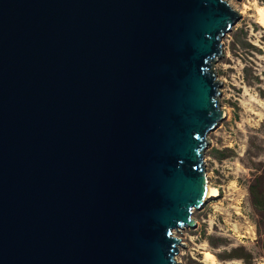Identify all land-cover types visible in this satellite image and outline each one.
Returning a JSON list of instances; mask_svg holds the SVG:
<instances>
[{
  "label": "water",
  "instance_id": "water-1",
  "mask_svg": "<svg viewBox=\"0 0 264 264\" xmlns=\"http://www.w3.org/2000/svg\"><path fill=\"white\" fill-rule=\"evenodd\" d=\"M242 18L230 0H0V264H181Z\"/></svg>",
  "mask_w": 264,
  "mask_h": 264
},
{
  "label": "rangeland",
  "instance_id": "rangeland-1",
  "mask_svg": "<svg viewBox=\"0 0 264 264\" xmlns=\"http://www.w3.org/2000/svg\"><path fill=\"white\" fill-rule=\"evenodd\" d=\"M230 4L243 18L223 40L218 76L225 81L226 115L208 136L206 160L210 185L220 196L195 211L196 229L175 231L187 247L180 246L181 264H264V213L251 193L264 175V28L256 13L264 0Z\"/></svg>",
  "mask_w": 264,
  "mask_h": 264
},
{
  "label": "trees",
  "instance_id": "trees-1",
  "mask_svg": "<svg viewBox=\"0 0 264 264\" xmlns=\"http://www.w3.org/2000/svg\"><path fill=\"white\" fill-rule=\"evenodd\" d=\"M251 193L253 195L254 206L257 211L264 213V175L260 176L256 180V184L251 186ZM243 249V248H242ZM241 249L233 250L234 253H237ZM238 258H244L238 256Z\"/></svg>",
  "mask_w": 264,
  "mask_h": 264
},
{
  "label": "bare ground",
  "instance_id": "bare-ground-1",
  "mask_svg": "<svg viewBox=\"0 0 264 264\" xmlns=\"http://www.w3.org/2000/svg\"><path fill=\"white\" fill-rule=\"evenodd\" d=\"M257 13V22L264 28V6H258L256 9ZM220 196V190L216 187L215 189V195L213 197L217 198ZM207 258H211L210 254H207Z\"/></svg>",
  "mask_w": 264,
  "mask_h": 264
}]
</instances>
